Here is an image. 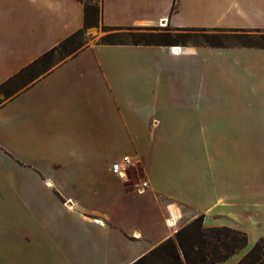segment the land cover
<instances>
[{
  "label": "crops",
  "instance_id": "obj_1",
  "mask_svg": "<svg viewBox=\"0 0 264 264\" xmlns=\"http://www.w3.org/2000/svg\"><path fill=\"white\" fill-rule=\"evenodd\" d=\"M160 20L264 30V0H101ZM83 28L79 0H0V85ZM200 215L248 234L218 264L264 237V47L95 40L0 105V264H132Z\"/></svg>",
  "mask_w": 264,
  "mask_h": 264
},
{
  "label": "trees",
  "instance_id": "obj_2",
  "mask_svg": "<svg viewBox=\"0 0 264 264\" xmlns=\"http://www.w3.org/2000/svg\"><path fill=\"white\" fill-rule=\"evenodd\" d=\"M85 6V28L80 29L57 46L44 52L34 61L26 65L16 74L0 85L7 99L26 89L54 66L74 56L85 46L81 42L85 31L90 26H99L100 12L96 0H79ZM205 29V28H201ZM232 31L233 37L240 42V46L264 47V32L262 29H215ZM227 32L213 33L207 36L206 42L211 46L226 45L221 38L228 37ZM115 34H110L106 44H118L109 40ZM141 40L133 44H161L175 45L181 43L172 39L166 32L139 35ZM59 54V62L55 55ZM248 246V234L240 229L229 226L204 225V216L200 215L181 227L174 237H170L140 257L132 264H218L229 259ZM238 264H264V237L260 238L239 260Z\"/></svg>",
  "mask_w": 264,
  "mask_h": 264
},
{
  "label": "rangeland",
  "instance_id": "obj_3",
  "mask_svg": "<svg viewBox=\"0 0 264 264\" xmlns=\"http://www.w3.org/2000/svg\"><path fill=\"white\" fill-rule=\"evenodd\" d=\"M96 6L101 10V0L95 1ZM98 28L90 26L86 29L84 36L81 38V42L84 46L89 43L98 40L101 43L106 42V39L110 34H115L114 37L109 38L111 41L122 42V43H132L137 40L143 41L139 35H144L148 33H159L166 32L172 35V39L179 41L181 43H194V44H207V36L213 33H224L227 32L228 37L221 38L222 42L226 45L237 46L240 42L233 37L232 31L228 30H215V29H200V28H190V29H175L170 26H157L151 28H131V27H107L100 24ZM264 32V30L262 31ZM106 39V40H105ZM59 54L55 55V61L58 63ZM7 98L5 97L3 91L0 90V105L3 104ZM198 217V216H197ZM196 217V218H197ZM192 221V220H191ZM190 221L185 222V225ZM184 225V226H185Z\"/></svg>",
  "mask_w": 264,
  "mask_h": 264
},
{
  "label": "built area",
  "instance_id": "obj_4",
  "mask_svg": "<svg viewBox=\"0 0 264 264\" xmlns=\"http://www.w3.org/2000/svg\"><path fill=\"white\" fill-rule=\"evenodd\" d=\"M164 24L167 26L168 21H162L160 20L159 25L162 27H165ZM131 165V160L126 159V167H129ZM126 167L123 166L121 163H115L112 166V172L115 174H118L119 176H125L126 175ZM143 185H147V181H143ZM170 226H174V224H171L170 221H167Z\"/></svg>",
  "mask_w": 264,
  "mask_h": 264
},
{
  "label": "bare ground",
  "instance_id": "obj_5",
  "mask_svg": "<svg viewBox=\"0 0 264 264\" xmlns=\"http://www.w3.org/2000/svg\"><path fill=\"white\" fill-rule=\"evenodd\" d=\"M164 25H165V24H164ZM174 48H175V50L181 49V48H179V46H176V47H174ZM172 210H174V207H172ZM174 216H175V214H174ZM174 218H175V217H174ZM174 218H173V219L170 218L169 221H170L171 224H174V222H175V219H174Z\"/></svg>",
  "mask_w": 264,
  "mask_h": 264
}]
</instances>
